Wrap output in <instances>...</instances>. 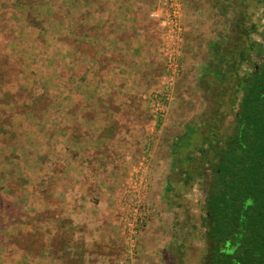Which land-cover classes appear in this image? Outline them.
I'll return each instance as SVG.
<instances>
[{"label":"rangeland","instance_id":"rangeland-1","mask_svg":"<svg viewBox=\"0 0 264 264\" xmlns=\"http://www.w3.org/2000/svg\"><path fill=\"white\" fill-rule=\"evenodd\" d=\"M107 1L0 0V264H205L218 158L202 141L228 144L264 71V0H109L138 5L113 15ZM99 130L100 146L78 139ZM63 180L113 217L76 225L65 201L71 227H50Z\"/></svg>","mask_w":264,"mask_h":264},{"label":"trees","instance_id":"trees-1","mask_svg":"<svg viewBox=\"0 0 264 264\" xmlns=\"http://www.w3.org/2000/svg\"><path fill=\"white\" fill-rule=\"evenodd\" d=\"M241 57H245L244 51ZM233 67L235 63H229L227 71L219 66L210 73L218 83H222L228 71L233 73ZM243 89L235 128L228 144L220 146L223 139H216L215 136L209 142L202 141L208 143L206 148L201 149L202 159L205 161L210 155L211 147L218 158L208 200L211 209L208 208V211L215 223L213 235L221 242L238 235L237 229L242 227L238 222L241 220H249L250 229L256 222L261 230L264 229V71L257 72L250 84L244 80ZM197 132L192 128L191 132L185 134L175 146L176 151L190 146L192 135ZM192 152L187 154L188 159L192 158ZM188 177H191V173Z\"/></svg>","mask_w":264,"mask_h":264},{"label":"flooded vegetation","instance_id":"flooded-vegetation-1","mask_svg":"<svg viewBox=\"0 0 264 264\" xmlns=\"http://www.w3.org/2000/svg\"><path fill=\"white\" fill-rule=\"evenodd\" d=\"M210 186L209 198L212 190ZM208 208L211 207L208 205ZM209 214V227L207 228V257L205 264H264V229L254 223L250 229L249 220H241L238 224L237 236L233 235L225 241H219L213 235L214 221ZM253 224V223H252Z\"/></svg>","mask_w":264,"mask_h":264},{"label":"crops","instance_id":"crops-1","mask_svg":"<svg viewBox=\"0 0 264 264\" xmlns=\"http://www.w3.org/2000/svg\"><path fill=\"white\" fill-rule=\"evenodd\" d=\"M107 0H98V3L100 4V3H102V2H106ZM108 3H109V8H108V12L110 13V15H113V11H116V9H115V7H117L118 9H121L122 11H127V9L129 10V11H133V10H135V8H137L138 7V5H135L134 3H132V2H130V3H127V1H126V3L124 4V6L122 5L121 6V4L123 3V2H120V3H117V2H115V4H113L112 5V3L108 0L107 1ZM110 6H111V9H110ZM119 6H121V7H119ZM133 13V15L134 14H136V12L134 11V12H132ZM135 16V15H134ZM136 17V16H135ZM134 17V18H135ZM94 91V90H93ZM95 120H96V122H95ZM95 120H93V122H95L94 124L98 127V126H100V123L101 122H99L101 119L99 118V116H97L96 118H95ZM101 130H99V131H96V132H94V131H92V133H83V134H81V135H79L78 134V139H93V141L95 142L96 141V144L98 145V146H100L99 145V142L101 141V135H100V132ZM65 135H66V137L68 138H73L72 136H73V133H71V132H66L65 133ZM65 135H64V137H65ZM98 162H99V159H98ZM98 162H97V160H96V164H98ZM76 162L75 161H71V163H70V165L68 166V169L70 168V166L71 165H74ZM95 163V162H94ZM90 186V184H87L86 182H81V181H78V183H76L74 186H72L73 188H77V194L74 196V197H72V198H69L68 196H66V189H68L69 187H68V185H67V183H66V181H62L61 182V186H60V190L59 191H61V195H62V215H60V217L58 218V217H52L51 219H50V227H53V225L55 224V225H58L59 223V225L62 227V230H65L66 231V229L67 230H69V227H71V225H69L70 223V221H73V218H72V215H70L69 213H67L66 212V210L65 209H67L68 208V205H69V201H71L72 203L71 204H77L75 201H74V199H77V198H80L81 196H82V194H85L86 192H87V189H88V187ZM63 193V194H62ZM65 201H68L67 203L65 202ZM112 206V205H111ZM76 210L78 211L77 212V214L79 213L80 215H83L84 217V221H80V220H78L77 218V220H76V225L78 224L79 225V223H81V224H83V225H85V223H88L89 221H96V222H99V221H102L103 219H101L102 217V214L104 215V217H106V218H112L113 216V214L111 213V210H110V203H109V207H105L104 209H103V211H101V213H100V211L98 210V208L96 207V211H94V208L92 209V210H89V213L90 214H87V212H86V209H85V207L83 206V204L80 202L79 204H77L76 205ZM98 211V212H97ZM67 213V214H64V213ZM1 216V215H0ZM110 216V217H109ZM112 216V217H111ZM77 217V216H76ZM75 218V217H74ZM0 220H2V217H0ZM59 221V222H58ZM64 221H67L66 223L64 222ZM12 223H10V224H8V226L7 227H5V228H7L8 230H10L9 232L11 233V227H12V225H11ZM99 224V223H98ZM1 225V224H0ZM100 225V224H99ZM5 228L3 227V230H5ZM95 228H93V229H88V230H94ZM50 230H53L52 228L50 229ZM109 230H110V228H106V227H104L103 229H101V231H100V233H101V237L97 240V241H99L100 242V240L102 239V237L103 236H105L106 235V231H108L107 232V234L109 233ZM55 232L56 231H54V232H52V233H50V235H54L55 234ZM92 231H90L89 233H88V235L91 233ZM91 235V234H90ZM52 246H53V244H51V240H48V251L52 248ZM62 263V261L61 260H55V259H53L52 257L49 259L48 258V264H61Z\"/></svg>","mask_w":264,"mask_h":264}]
</instances>
